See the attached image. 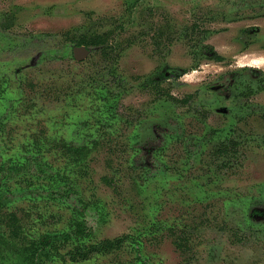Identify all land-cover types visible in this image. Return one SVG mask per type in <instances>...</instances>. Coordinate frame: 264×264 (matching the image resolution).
Wrapping results in <instances>:
<instances>
[{
	"label": "rangeland",
	"instance_id": "374dc122",
	"mask_svg": "<svg viewBox=\"0 0 264 264\" xmlns=\"http://www.w3.org/2000/svg\"><path fill=\"white\" fill-rule=\"evenodd\" d=\"M244 52L264 0H0V264H264Z\"/></svg>",
	"mask_w": 264,
	"mask_h": 264
},
{
	"label": "clouds",
	"instance_id": "9594fccd",
	"mask_svg": "<svg viewBox=\"0 0 264 264\" xmlns=\"http://www.w3.org/2000/svg\"><path fill=\"white\" fill-rule=\"evenodd\" d=\"M227 50V49H226ZM234 68H255L264 71V54L256 52H244L233 56ZM223 71V68L215 64H201L198 68H193L190 72H185L180 76V80L187 83L199 82L209 72L218 73ZM175 95L176 93L173 92Z\"/></svg>",
	"mask_w": 264,
	"mask_h": 264
},
{
	"label": "trees",
	"instance_id": "16d2710c",
	"mask_svg": "<svg viewBox=\"0 0 264 264\" xmlns=\"http://www.w3.org/2000/svg\"><path fill=\"white\" fill-rule=\"evenodd\" d=\"M108 245L112 246V245H113V243H108Z\"/></svg>",
	"mask_w": 264,
	"mask_h": 264
}]
</instances>
